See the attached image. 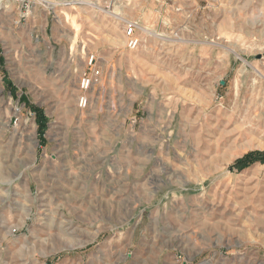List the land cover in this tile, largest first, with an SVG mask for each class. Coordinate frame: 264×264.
<instances>
[{
	"label": "rangeland",
	"instance_id": "1",
	"mask_svg": "<svg viewBox=\"0 0 264 264\" xmlns=\"http://www.w3.org/2000/svg\"><path fill=\"white\" fill-rule=\"evenodd\" d=\"M254 152L264 0H0V264H264Z\"/></svg>",
	"mask_w": 264,
	"mask_h": 264
},
{
	"label": "built area",
	"instance_id": "2",
	"mask_svg": "<svg viewBox=\"0 0 264 264\" xmlns=\"http://www.w3.org/2000/svg\"><path fill=\"white\" fill-rule=\"evenodd\" d=\"M17 2L20 3L22 10H23V16L26 17L29 15L32 11V7L34 5V0H17ZM137 28V25L132 22H128L127 24V34H128V47L130 49H136L140 41L138 38L134 36L135 30ZM89 68H91L95 62V57L91 56L89 59ZM99 75V72H96V74L88 75L87 73H84L79 81V97H78V107L81 110H85L89 105V93L94 86V84L97 81V76Z\"/></svg>",
	"mask_w": 264,
	"mask_h": 264
},
{
	"label": "trees",
	"instance_id": "3",
	"mask_svg": "<svg viewBox=\"0 0 264 264\" xmlns=\"http://www.w3.org/2000/svg\"><path fill=\"white\" fill-rule=\"evenodd\" d=\"M32 110L36 114V121L39 128L38 129L39 134L41 137H43L47 130L48 120L44 115L43 111H41L39 108L32 107ZM258 162L264 163V153H260V152L249 153L242 159L237 160L235 164L232 166V170L242 171Z\"/></svg>",
	"mask_w": 264,
	"mask_h": 264
}]
</instances>
